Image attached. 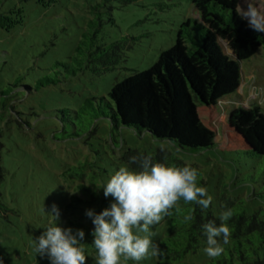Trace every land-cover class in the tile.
<instances>
[{"label": "rangeland", "instance_id": "374dc122", "mask_svg": "<svg viewBox=\"0 0 264 264\" xmlns=\"http://www.w3.org/2000/svg\"><path fill=\"white\" fill-rule=\"evenodd\" d=\"M260 3L264 7V0ZM12 6L22 7L25 19L0 33V261L51 264L34 252L33 241L56 223L55 204L58 226L83 229L87 264H96L94 225L86 210L99 214L114 202L101 187L121 166L128 167L120 160L124 151L153 156L168 147L146 133L111 129L101 99L108 100L116 81L147 70L173 45L179 25L198 19V12L192 0H56L47 9L34 0H0L2 10ZM113 44L117 47L110 48ZM97 46L98 61L92 54ZM108 47L119 60L103 67L102 49ZM240 73L237 107L258 106L264 113V43L240 64ZM253 86L260 95L256 100L248 97ZM229 106L218 114V127ZM215 141L221 146L220 133ZM172 152L198 169L215 216L222 212L221 197L242 204L248 214L264 215V158L225 154L217 147ZM150 231L158 244L163 220ZM207 259L201 249L185 262ZM158 263V255L138 262Z\"/></svg>", "mask_w": 264, "mask_h": 264}, {"label": "trees", "instance_id": "16d2710c", "mask_svg": "<svg viewBox=\"0 0 264 264\" xmlns=\"http://www.w3.org/2000/svg\"><path fill=\"white\" fill-rule=\"evenodd\" d=\"M55 1L34 0V4L47 9ZM237 3L238 0H192L198 19L183 21L173 45L161 51L147 70L133 71L116 81L107 93L108 100L101 99L109 111L111 129L146 133L168 144L153 156L135 149L124 151L120 160L130 169L139 170L130 160L133 156H148L152 163L183 167L186 164L172 151L215 147L225 154L264 158V113L258 106L237 107L241 101L240 64L254 56L264 43V34L253 30L237 14ZM24 19L22 7L0 8V33H9ZM113 47L117 46H110ZM108 50L109 47L102 49L103 67L119 60L117 53ZM92 54L98 61V46ZM226 105L232 109L218 127L216 118ZM219 133L221 146L215 141ZM198 183L204 186L199 178ZM220 207L222 211H233L227 222L231 230L229 243L220 257L202 264H264V215L248 214L242 204L224 197L220 198ZM180 208L181 212L173 209V215L163 219L158 264H188V255L207 246L202 226L210 221L220 224V215L215 216L208 208L183 201ZM189 212L194 219L186 224L183 216Z\"/></svg>", "mask_w": 264, "mask_h": 264}, {"label": "clouds", "instance_id": "9594fccd", "mask_svg": "<svg viewBox=\"0 0 264 264\" xmlns=\"http://www.w3.org/2000/svg\"><path fill=\"white\" fill-rule=\"evenodd\" d=\"M236 11L253 30L264 33V7L260 0H242ZM130 160L139 170L121 166L101 187L105 197L114 198L110 207L99 214L92 209L85 213L94 225L91 234L96 264H122L129 260L138 264L149 255H159V245L151 238V226L172 216L173 209L181 212V201L205 209L212 203L207 188L198 183L197 168L152 163L148 156H133ZM51 214L56 223L34 239V252L41 258L47 257L51 264H87L85 231L58 226L60 212L55 204ZM232 216V209L226 208L220 214L219 225L210 221L202 226L207 237L204 252L209 258H218L225 252L224 245L231 236L227 222ZM193 219L191 212L183 216L186 224Z\"/></svg>", "mask_w": 264, "mask_h": 264}, {"label": "built area", "instance_id": "2783aa9c", "mask_svg": "<svg viewBox=\"0 0 264 264\" xmlns=\"http://www.w3.org/2000/svg\"><path fill=\"white\" fill-rule=\"evenodd\" d=\"M252 92L253 93L248 94V97H249V99L252 98V99L256 100L257 96H260V95H258V88H256L255 86H253L252 87ZM260 93L262 94L261 90H260Z\"/></svg>", "mask_w": 264, "mask_h": 264}]
</instances>
